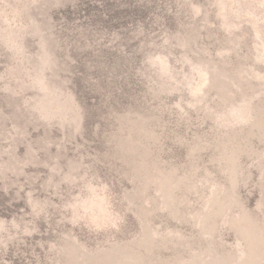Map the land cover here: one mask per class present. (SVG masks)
I'll return each instance as SVG.
<instances>
[{"label": "rangeland", "instance_id": "1", "mask_svg": "<svg viewBox=\"0 0 264 264\" xmlns=\"http://www.w3.org/2000/svg\"><path fill=\"white\" fill-rule=\"evenodd\" d=\"M0 264H264V0H0Z\"/></svg>", "mask_w": 264, "mask_h": 264}]
</instances>
